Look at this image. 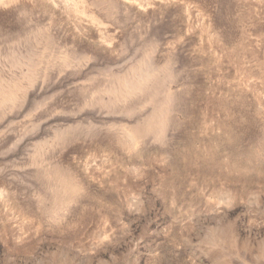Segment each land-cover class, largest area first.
I'll list each match as a JSON object with an SVG mask.
<instances>
[{"label": "rangeland", "instance_id": "1", "mask_svg": "<svg viewBox=\"0 0 264 264\" xmlns=\"http://www.w3.org/2000/svg\"><path fill=\"white\" fill-rule=\"evenodd\" d=\"M0 264H264V0H0Z\"/></svg>", "mask_w": 264, "mask_h": 264}]
</instances>
